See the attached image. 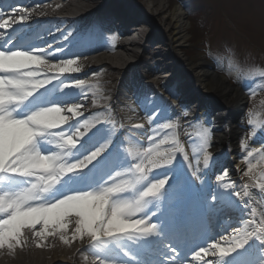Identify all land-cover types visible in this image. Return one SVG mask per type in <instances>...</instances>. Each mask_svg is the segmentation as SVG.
Wrapping results in <instances>:
<instances>
[{"label": "snow or ice", "instance_id": "6c2138e0", "mask_svg": "<svg viewBox=\"0 0 264 264\" xmlns=\"http://www.w3.org/2000/svg\"><path fill=\"white\" fill-rule=\"evenodd\" d=\"M17 11L25 12L17 9L12 15ZM30 15L25 12L15 25L25 24ZM15 25L5 20L0 29L11 33ZM0 39L5 41L0 44V249L21 248L25 230L41 240L64 233L68 218L74 217L71 240L88 242L92 264H165L169 253L168 264H192L201 256L217 254L218 260L211 264H254L253 255L264 253V212L250 203L253 199L260 202V198L249 191L255 187L264 197V172L255 171L258 164L264 165V145L250 149L247 141L241 140L242 163L247 169L242 178L251 182L241 191H235L231 183H222L229 173L217 177L220 187L229 193L228 203L232 196L248 198L238 205L246 209L245 228L233 233L232 247L213 242V253L205 242L192 255L195 250L189 248V232L200 215L217 211L223 197L191 183L178 187L177 156L189 161L176 136L178 125L162 123L159 131L170 135H150L149 146L142 151L130 147L126 154L121 153L111 131L99 126L105 121L81 120L83 104L69 90H98L99 86L64 79L82 71L77 59L49 63L50 57L64 50L49 52L30 45L24 36ZM248 75L264 78V70L255 69ZM67 104L73 106L65 107ZM162 114L150 115L147 123L153 124ZM247 123L248 140L264 133V118L249 113ZM132 127L142 130L144 126L136 123ZM194 139L197 143L189 145L193 156L201 157L196 162L209 169L213 160L210 129L199 127ZM165 169L171 171H164L161 178ZM198 172L192 170L191 178L204 185ZM162 201L167 205L163 213ZM60 239L63 244L69 242L63 235Z\"/></svg>", "mask_w": 264, "mask_h": 264}, {"label": "bare ground", "instance_id": "6f19581e", "mask_svg": "<svg viewBox=\"0 0 264 264\" xmlns=\"http://www.w3.org/2000/svg\"><path fill=\"white\" fill-rule=\"evenodd\" d=\"M131 1L134 3L137 2L138 4H136L139 5V7H142V10L138 7L131 6L129 4ZM61 2L63 3L56 5L54 0H33L27 7L26 12L31 13L29 16L30 19L43 16V18L47 19L49 22L48 25L50 30H54L55 28L58 29V35L61 32L63 33L69 31V21L72 20L70 16L64 15L65 12H70L72 9V3L70 0H62ZM90 2L92 4L91 6L94 7L93 13L95 15H109V17L110 15L116 16L119 20H121L119 22L122 23V27L128 26L130 28L118 31V34L115 36L112 43L105 48L97 45L89 47L88 45V48L79 49L78 46L79 43L81 44V40H78L76 34L68 37L61 46L60 43L55 45L58 47H68L63 49L64 51H60L58 56L49 58V60H52L53 63L59 62L62 58L70 59L73 57L68 56L71 51H76V55H81L80 58L77 59V66L82 69L80 75L76 79L79 83L86 81L88 76L92 74V72H95V70H92L96 67V65L99 67L107 66L110 68L111 74L117 72L120 75V78L116 80L117 83L115 90L112 93H107L102 96L94 95L92 92L88 91V88L84 90H69L70 92L79 91L78 97L83 104L81 111L85 114L84 117H81V120H84L85 117L91 119V116L95 112L94 101L96 103L99 102L100 97L101 100H108L112 95H115L114 98L119 95H124V87H126L128 92L132 90L135 86V82H130L128 84L126 79L133 74L132 70L137 68V65H142V67L146 68V71L143 74L145 77L157 76V74L160 73L161 70H159V68L162 66V62H158L156 59L153 60V57L156 56L155 52L158 53V55L161 53V51L159 52V50L162 49L160 45L157 47L154 45L150 46V49L154 52L153 57L148 59L150 62L143 61V57L139 56L140 51L142 53L146 52V47L143 42L148 41L153 31L147 33L146 37L145 35H140L138 31L130 39L127 37H129L133 32H136L137 29H140V25L153 23V19L149 15L152 12V8L157 10V15L168 11V8L162 6L159 0H90ZM146 2L148 3V6H144ZM23 15H25V12L19 16ZM168 16L169 21L167 23V27L163 28L159 23L154 27L156 31H160L162 33V39L159 40L158 44L166 45V41H168L171 51L178 53L187 39V24L185 22L184 8L177 7L173 9ZM42 20L44 21V19ZM30 24L31 22L28 26H31ZM15 27L20 26L15 25ZM129 29L132 33H126ZM136 48H139L140 51L137 52V50H135ZM154 48H156V50L158 48V51L153 50ZM177 56L182 67L189 72L190 80L174 92L177 94V97L180 94L184 95L180 103L184 104L188 109L193 106V104L190 105L191 99H193L192 101H196L197 97L201 96L202 99L199 100V103L201 101L204 104L197 109V115L203 116L211 111L216 117L215 135L210 145V154L212 155L213 160L210 162L209 169H204L202 162H196L197 160H202L201 157L193 156L192 149L189 145L190 142L193 144L197 143L194 138L186 143H182L185 147V153L189 156V161L185 163L181 156L180 158L189 171L190 183L193 184L195 188L203 187L206 193L209 190H211L213 194L219 192L226 201L229 199V194H227V192H222L217 188V186L215 189H212L214 184L218 182L217 177L219 175L224 172L229 173L228 178L223 183L233 184L235 191H241L243 185L251 183L248 178H242L243 171L247 169L246 165L242 163L245 153L240 147L241 140H246L245 121L239 115L240 109L247 99L246 95L241 88H235L230 85L205 62L193 63L183 57V55ZM99 67L97 68L98 70L100 69ZM90 70L91 72H88ZM110 80L113 79L111 78ZM156 83L158 82L154 80L150 81L148 85L153 87ZM126 84L127 86H125ZM129 96L125 95V99H122L121 97L118 100L114 99L117 100V105L120 104L126 107V109L120 113L126 121H129L133 115L131 111L127 110L130 100ZM177 97L175 96L174 98ZM174 98L173 100L171 99L172 102H176V104H178L176 101L177 99L175 100ZM167 105L173 107L172 103L168 102ZM191 109L193 110V108ZM188 116L191 115L188 114ZM179 117L180 113L177 110L172 111L169 116L170 120L173 121L178 120ZM134 120L135 118H133L132 121ZM134 131L138 136H141L144 132V128L142 130L135 129ZM247 144L250 149L262 147L263 145L260 138L257 136L252 140L247 141ZM220 167L221 169L219 170ZM174 169L177 171L176 165L174 166ZM195 169H199L198 176L205 182L204 185H201L200 180H193L191 178V171ZM164 171H171V169L161 170V178H164ZM213 171L216 172L215 176H211ZM255 171L257 173L264 172V165L258 164ZM185 185L187 184L181 182L178 187H184ZM249 191L253 197L260 198V202L253 199L250 203L253 204L258 211L264 212V197L260 196V193L256 191L255 187H252ZM231 198L233 199V197ZM239 201L241 202L240 204H243L248 201V198L245 197ZM239 216L240 218H238L237 222L242 223V221L246 219L245 211H241ZM237 222L229 225V227L232 226V228H240V223L239 225H236L238 224ZM68 224L69 226L66 232L58 233L56 236H48L43 238V240L40 238L34 239L32 237V233L25 230L24 243L21 248H16L13 251H9L7 248L0 249V264H92L93 259L89 257L93 256V254L87 247L88 242H81L79 240L72 242L71 240V236L75 230V218L69 217ZM36 230H39L38 227ZM61 235L68 238L69 242L67 245L61 243ZM36 245L41 246L37 247ZM229 245L231 247L233 246L232 243H229ZM210 248L211 247L209 246V249ZM253 256H255L254 258L256 259L254 264H264V259L261 258L264 256V253L256 252ZM196 264H200V262H196Z\"/></svg>", "mask_w": 264, "mask_h": 264}, {"label": "rangeland", "instance_id": "374dc122", "mask_svg": "<svg viewBox=\"0 0 264 264\" xmlns=\"http://www.w3.org/2000/svg\"><path fill=\"white\" fill-rule=\"evenodd\" d=\"M159 2L168 8V11L157 15V10L152 8L149 15L153 19V23L139 26L143 30L140 35H145V37L147 33L153 31L148 41L143 42L146 52L142 53L139 48L135 49L137 52L140 51L139 56L143 57L145 62L153 57L154 52L150 49L151 45L156 47L160 45L163 49L159 50V52L161 51L159 55L155 52L156 56L153 57V60L156 59V61L164 60L159 68L160 74L147 78V81L155 80L158 82L157 84H162L165 90L175 92L190 81L189 72L182 67L177 55H183L193 63L205 62L230 85L243 89L247 99L243 103L239 115L245 121L246 140H248L249 113L264 118V78L248 75L255 69L264 70V0H159ZM136 3L129 2L131 6L142 10V7ZM80 4L88 7L92 5L90 0H83ZM144 6H148V3L146 2ZM177 7H182L185 11L187 39L180 51L174 53L171 51L168 41H166V45L158 44L162 39V33L156 31L154 27L158 23L163 28L167 27L168 15ZM77 25L71 27L72 31H79L80 24ZM99 68L93 75H89L87 81L92 85L101 82L104 90L98 91L92 88L97 95L112 93L120 75L117 72L111 74L110 68L107 66ZM145 71V67L137 65V68L132 70L133 74L129 79L131 80L135 74L138 75ZM165 71H170L172 75H175L169 79L160 77ZM111 78L113 80H110ZM101 85L98 86L101 87ZM114 96L112 95L108 102L97 103L94 106L96 109L93 117L102 118L115 113L117 109L113 106ZM198 99L201 100V96ZM215 121L216 117L210 111L208 115L201 117L197 123L192 125L194 133L199 127L210 129V145L215 135ZM190 130L191 128L182 131V143L193 137V135H189L193 134ZM157 133L161 134L162 132L158 129ZM169 134L165 133L164 135ZM221 191L224 190L221 188Z\"/></svg>", "mask_w": 264, "mask_h": 264}]
</instances>
